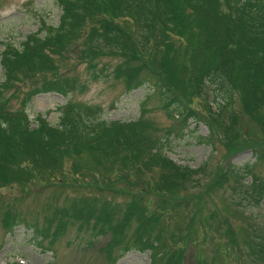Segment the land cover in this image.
Returning a JSON list of instances; mask_svg holds the SVG:
<instances>
[{"label": "trees", "instance_id": "1", "mask_svg": "<svg viewBox=\"0 0 264 264\" xmlns=\"http://www.w3.org/2000/svg\"><path fill=\"white\" fill-rule=\"evenodd\" d=\"M57 2L62 9L57 26L43 20L21 47L8 43L2 52L6 78L0 82V188L15 183L26 186L41 177L45 182L62 186L97 182L113 189L116 182L131 178L135 165L161 160L164 172L153 190L167 197L157 200L153 208L140 191L131 192L130 198L119 207L97 196L100 202L79 197L70 208L62 209L55 233L66 231L67 219L74 218L80 229L91 226L99 235L103 234L102 229L105 234L110 233L106 249L109 252L113 247H120V251L124 248L126 252L132 248V244L128 245L131 240L139 249L152 250V264H180L185 253L167 245L168 232L162 227V219L166 211L179 203L174 195L176 190L201 188L204 184L195 180L197 170L183 168L167 155L154 152L156 147L151 137L154 129L144 119L146 112L137 121L107 122L99 119V107L67 102L59 124L52 125L38 116L32 126L23 110L11 111L3 90L19 89L29 81L32 87L25 93V105L39 93L57 92L68 96L79 88L78 79L61 72V62L65 59L66 63L67 55L79 46L83 59L89 61L92 69L100 57L122 58L115 77L123 78L129 89L151 81L153 89L164 99L162 107L167 115L181 117L186 124L193 117L201 120L197 106L191 101L195 91L192 88L197 87V81L200 87L201 83L211 81L221 91L217 94L220 110L215 123L225 129V136L232 143L228 153L238 151L243 145L254 148L255 162L247 163L235 175H251L250 182L242 180L238 188L253 205H259L264 202V177L255 170L257 164L264 163V0ZM145 54L150 55L149 59ZM188 87H192L190 95L185 94ZM236 94L241 102L238 111L233 103ZM223 113L229 114L230 124H224ZM241 113L258 128L245 127L249 131L245 132L246 138L235 128ZM201 141L208 140L205 137ZM83 153L91 154L99 163L108 161L112 172H100L94 177L82 173V178H75L78 168L63 171L66 158ZM120 166L124 172L120 173ZM231 171L220 168L200 195L210 197L213 190L229 183ZM219 210L215 204L206 220L229 225L226 233L239 246L229 217L225 214L220 217ZM9 213L4 220L6 226L18 225L16 210ZM54 220L55 217L50 223ZM132 226L135 228L130 236ZM50 228L44 227L37 233L45 237ZM157 229L160 231L152 237V231ZM143 235L148 238L144 239ZM171 236V240H176L174 233ZM246 236L243 242L250 247L249 251L255 254L258 249L264 258V235H260V242L250 233ZM197 264L214 263L201 259Z\"/></svg>", "mask_w": 264, "mask_h": 264}, {"label": "rangeland", "instance_id": "2", "mask_svg": "<svg viewBox=\"0 0 264 264\" xmlns=\"http://www.w3.org/2000/svg\"><path fill=\"white\" fill-rule=\"evenodd\" d=\"M61 14L57 0H0V82L6 78L1 64L6 44L21 47L26 37L39 29L43 20L48 25L57 26ZM183 51L186 53L185 48ZM148 55L145 54L146 59H149ZM55 58L59 60L57 56ZM65 61L63 59L61 62L63 66L60 70L78 79L79 88L76 91L68 96L39 93L25 105V93L32 87L27 81V85H21L19 89L12 87L3 90L11 111L23 110L32 126L38 116L52 125L59 124L62 108L67 102L99 107V119L107 122L137 121L146 112L144 119L154 129L151 136L156 147L154 152L160 156L167 155L183 168L197 170L195 180L204 184L201 188L176 190L174 195L179 203L173 210L170 208L166 211L167 215L162 219V227L168 232L167 245L185 253L180 264H197L201 259H208L214 264H264L257 247V253H251L250 247L243 242L247 238L246 233L258 241L260 235H264V202L253 205L238 188L242 180L244 183L250 182L251 175H235L247 163L255 162L254 148L243 145L238 151L228 153L232 143L226 138L225 129L215 123L218 121L217 111L220 110L217 94L221 91L218 87L211 81L201 83V87L197 81V87H191L195 90L191 101L197 106L195 108L200 112L201 120L193 117L184 124L183 118L167 115L162 107L164 99L153 89L151 81L146 80L141 86L129 89L123 78L115 77V70L122 63V58L100 57L97 66L92 69L89 61L83 59L78 46L67 55ZM191 88L186 89V95L192 94ZM197 90H200L199 94H196ZM233 103L238 111L241 102L237 94ZM222 119L225 125L230 124L228 113H223ZM245 127L258 130L255 123L241 113L235 128L246 138L245 132L249 131ZM205 137L208 141L204 143L201 139ZM160 161L153 159L142 166L135 165L131 178L116 182L113 189L97 182L62 186L64 184L45 182L41 177L26 186L15 183L0 188V264H152V250L139 249L131 240L128 245L132 244V248L126 252L124 248L120 251V247H113L110 252L106 250L111 234H105L104 229L103 234L99 235L98 231L91 230V226L80 229L76 219L68 218L66 231L57 234L55 225L59 223L62 209L70 208L79 197L94 198V201L99 197L119 207L130 198L131 192L140 191L153 208L157 200L167 197L165 193L153 190L164 172ZM109 164L108 161L99 163L91 154L83 153L66 158L63 171L78 168L79 173L74 174L75 178H82V173L94 177L100 172H112ZM119 168L120 173L125 171L124 167ZM220 168L232 170L230 182L223 184L221 189L213 190L210 197H203L201 191L217 176ZM255 168L264 177V163L257 164ZM99 199L97 202H100ZM203 204L207 205L206 208ZM215 204L221 210L218 213L220 217L224 214L229 217L239 246L226 233L229 225L221 226L212 219L206 220ZM12 209L16 210L18 225L14 223L10 227L6 226L4 220ZM54 217V222L50 223ZM49 226L51 228L46 232L49 235L44 237L37 233L39 229ZM134 228L132 226L129 230L130 236ZM158 231L160 229L152 231L151 236L154 237ZM172 233L176 240H171ZM143 238L147 239L148 236L143 235Z\"/></svg>", "mask_w": 264, "mask_h": 264}]
</instances>
